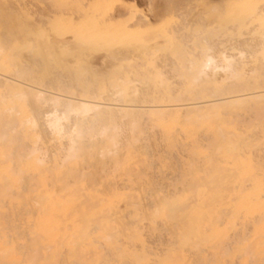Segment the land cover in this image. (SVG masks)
Here are the masks:
<instances>
[{
	"label": "bare ground",
	"instance_id": "obj_1",
	"mask_svg": "<svg viewBox=\"0 0 264 264\" xmlns=\"http://www.w3.org/2000/svg\"><path fill=\"white\" fill-rule=\"evenodd\" d=\"M40 1L0 0V261L207 264L208 251L213 264H259L264 117L245 129L234 123L264 113V58L250 69L245 60L254 38L229 54L213 32L191 42L180 26L148 37L153 17L123 0ZM262 4L233 0L218 16L240 30L260 20ZM161 48L175 67L144 62ZM96 54L107 60L98 66ZM148 127L168 147L192 148L184 186L162 195L157 184L145 203L150 162L147 139L139 142ZM107 166L108 183L89 170ZM14 208L26 215L23 232L6 231ZM159 223L174 234L164 256L145 239Z\"/></svg>",
	"mask_w": 264,
	"mask_h": 264
},
{
	"label": "rangeland",
	"instance_id": "obj_2",
	"mask_svg": "<svg viewBox=\"0 0 264 264\" xmlns=\"http://www.w3.org/2000/svg\"><path fill=\"white\" fill-rule=\"evenodd\" d=\"M123 1H124L125 5H128L129 7L133 8L136 11V13L138 12L137 13L138 15H148L150 17H153L152 18L153 22L151 24V28L154 30V32L152 31V33L149 34L148 37H158V39L160 37V39H161V35L164 32L171 31V30L176 29L177 27H180V26L184 27V29L182 30V33H183L182 35L188 36L186 39L187 40L189 39L191 42L196 40L198 37H202V36L207 35L208 32H213L217 35V37L221 41L224 40L223 43L220 44L218 48H226V50L228 51L229 54L230 53L236 54L240 51L239 48L238 49H232L231 48L232 43H237L238 40L240 41V39H244V38H250V39L254 38L252 41H253V43L256 44V46L249 49V51L245 52L246 53L245 60L246 61L249 60L248 61L249 62L248 68L250 69V66L252 68L256 63H258L259 61H262L264 58V43H261L264 39V25L261 24V16L259 18L260 20H256L253 23L247 25L245 28L240 29V30L239 29L227 30L228 27H230L232 24L224 22L222 20V18H220V16H218L219 14L221 15L224 13V10L226 8L225 6H227V4L232 2L233 0H152V1L151 0H123ZM48 3H49V0L40 1L41 6H46L45 4H48ZM166 4H168V5H166ZM168 6H170V7H168ZM166 22H170V26L168 28L161 27ZM191 38H192V40H191ZM239 41H238V43H239ZM256 42H259L258 45ZM240 47L244 48V46H240ZM155 51H156V53H155ZM155 51L151 50L152 53H148L150 55H146L145 58L147 60H144L143 58H141L142 59V60H140L141 62L139 60L138 61L140 63H142L144 60L145 63L148 62L147 65L153 61L159 62V64L162 62H166L165 64H167L168 67L170 66V63L173 64V62L176 61V59H175V61L172 60V58L174 59V56L173 55L171 56L170 52H167V51L163 50L162 48L159 50H155ZM199 51H200V49L198 48L197 52L200 54ZM151 54H153V55H151ZM154 55L156 56L155 57L156 59L154 58ZM150 56H153L154 59H152V58L150 59ZM170 56H171V58H170ZM102 59L107 60V59L103 58L102 54H96L93 58L94 61H97L96 64H98V66L103 61ZM139 59H140V57H139ZM173 66L175 67L174 64H173ZM172 67H169V68H172ZM169 75H171V74L169 73ZM174 80H175V78H174ZM263 89H264L263 87L258 88V90H263ZM245 92H248V91L242 89L236 93H226V94H224L223 97H227L229 95H237V94L245 93ZM251 116L254 118H252ZM251 116H250V114L243 115V117L240 116L234 121V123L239 128L245 129V128H248L255 123H258L262 119V117H264V113L261 116L255 115V114H253ZM247 119H249V120H247ZM242 120L244 123L243 122L241 123ZM246 121H248V122H246ZM154 130H153V128L148 127L145 130V133L143 135V139L139 142L140 144H143L146 141L144 139H147V142L145 144H143L144 147L142 148L145 152L143 157L146 159V163L149 164L148 162H150L149 170H148L149 175L146 177V178H148L149 183L143 184V188L145 186L144 192L147 196L148 195L150 196L151 195L150 193H153L155 188L157 190L156 186H158L159 184H160L159 185L160 188L158 186V189H161L160 194H162V195H166L169 192L173 193L175 190H178V187H179V189H181L184 186V173H186L188 168H189V165H188V162H190L189 155L191 153V148H192L191 143H189V142L185 143L186 142L185 140L183 141V144L179 143L178 146L176 145L175 147H168L166 145L165 141L162 139L161 133H159L160 131L157 129L155 131ZM201 136H202V138H201ZM209 136L210 135L208 133H205L202 130H199L197 132V135H196L197 141L201 145L202 144L207 145L209 143L206 141L207 140L209 141L210 139H205L206 141L204 140L205 137L208 138ZM209 138H211V137H209ZM161 139L163 142L161 141ZM160 145L162 147H160ZM184 147H185L186 151H185V149H183ZM163 149H165V150H163ZM146 150L148 151V154L146 153ZM185 152L188 154V156ZM260 153H261V156H258L257 158H258V160L261 159L260 162L262 161L261 163H263L264 162V151H261ZM151 154H153V155H151ZM155 154L157 156H155ZM148 155H150L149 157L151 159L148 158ZM152 162H153V164H152ZM151 164H152V166H151ZM95 169L98 170L97 176L98 177L103 176L102 180L105 183H108V180L105 177L107 175V171H109L108 166L105 168L106 170L103 171V173H102V171H100L99 168L97 169V167L96 168L91 167L89 170H90V172L92 171V173H94L96 171ZM177 171H179V172H177ZM171 172H172V174H171ZM92 173L89 174L87 177L89 178L92 175ZM150 173H152V174L150 175ZM182 173H183V175H182ZM166 174L168 176H166ZM174 179H175V181H174ZM116 181H117V185H119V186H122L121 184L127 183L126 180L124 181L120 177L116 178ZM154 183H156L154 185L155 187H153ZM150 184H151V186H150ZM162 189H163V191H162ZM146 190H147V192H146ZM149 196L147 199H145V203H147V201L149 199H151V200L154 199L153 197H149ZM151 200H149L148 203ZM7 210L9 211V216H7L5 218L7 221L4 220L6 231H8L9 228L11 230V228L14 226L16 227L18 225H22L20 228H18L19 229L18 231L23 232L24 229L26 228V220H25L26 215H24V211L23 210L21 211V209H19V208H14L12 210L7 209ZM20 212L22 214H20ZM16 216H18V217H16ZM17 220L20 221V224ZM159 225L162 226V223H159ZM157 227H159V226L157 225ZM162 227L159 228V230L161 229L160 231L157 228L153 231L150 230L149 227H147V230H146V228L144 229L145 239L147 241V244L149 245V247H151V250H153L156 254H159L160 256H161V254H162V256H164L166 254L167 250L173 246V245H171L172 244L171 242L174 239V234L172 235V232L169 230L168 231L166 230L167 231L166 232L164 230V229H166L165 226L163 229H162ZM157 234H158V236H157ZM147 237H148L149 241H151V242H149L147 240ZM169 240H170V242H169ZM163 249L164 250L166 249V250L164 251ZM107 252L108 253L106 255H107V257L110 258L109 251L107 250ZM207 253H208V251L205 253V255H207V258L208 259L211 258L212 260H214L212 254L208 255ZM211 259H209V260H211ZM209 260H208V263L210 262L209 264H213V263H211L212 260L211 261H209ZM226 261H227V263L225 262V264H228V260H226ZM229 263L233 264V262H231V261ZM201 264H206V263L201 262ZM234 264H237V262H235Z\"/></svg>",
	"mask_w": 264,
	"mask_h": 264
},
{
	"label": "snow or ice",
	"instance_id": "obj_3",
	"mask_svg": "<svg viewBox=\"0 0 264 264\" xmlns=\"http://www.w3.org/2000/svg\"><path fill=\"white\" fill-rule=\"evenodd\" d=\"M225 7L226 8H231L233 6L232 5H227ZM259 15L261 16V24L264 25V4H262L260 6V8H259ZM169 26H170V22H166L161 27L168 28ZM261 216H262V218H264V211H262ZM6 244H10V241H6ZM14 251H15L14 248H7V250L5 252V255H8L9 253L14 252ZM106 254H107V251L105 250V255ZM260 255H261V259L259 261V264H264V247H262ZM0 264H26V262L23 259H21L19 261H11V262L0 261ZM79 264H114V262L111 261V260H108V259L101 258L99 260L82 261V262H79ZM194 264H195V262H194ZM249 264H255V262L250 260Z\"/></svg>",
	"mask_w": 264,
	"mask_h": 264
}]
</instances>
